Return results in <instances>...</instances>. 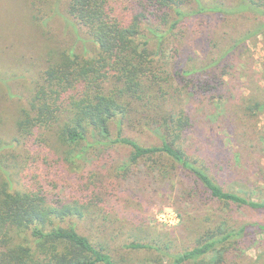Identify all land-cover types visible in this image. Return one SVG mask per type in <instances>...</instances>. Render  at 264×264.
<instances>
[{
    "label": "trees",
    "instance_id": "trees-1",
    "mask_svg": "<svg viewBox=\"0 0 264 264\" xmlns=\"http://www.w3.org/2000/svg\"><path fill=\"white\" fill-rule=\"evenodd\" d=\"M29 1L40 25L52 29L61 18L97 50L78 54V43L56 51L44 46L46 62L31 64L32 85L16 93L17 110L7 129L0 126V264H121L112 255L115 237L101 239L79 230L80 223L99 221L101 190L109 187L99 176L73 179L96 151L114 147L128 148L130 155L110 173L123 174L127 181L142 174L164 181L180 178L178 203H213L224 213L214 226L198 225L189 247L134 239L125 248L158 253L152 264H229V255L254 226L233 223L234 207L264 211V200L226 189L213 168L191 152L187 137L195 123L179 108L182 89L175 82H187L213 65L188 69L172 64L171 43L188 17L205 13L251 12L262 19L254 30L262 34L264 0ZM0 14L8 18L6 6ZM254 106L264 111V103ZM132 131L148 133L158 144L146 145L127 134ZM48 184L72 188L73 200L51 194ZM255 226L264 231V225Z\"/></svg>",
    "mask_w": 264,
    "mask_h": 264
},
{
    "label": "rangeland",
    "instance_id": "rangeland-1",
    "mask_svg": "<svg viewBox=\"0 0 264 264\" xmlns=\"http://www.w3.org/2000/svg\"><path fill=\"white\" fill-rule=\"evenodd\" d=\"M28 1L0 0V7L6 6L8 16L3 20L0 14V126L5 129L20 103L16 93L33 83L31 64L46 62V47L48 51H56L74 48L78 43V54L97 50L90 42L83 43L87 37L82 31L77 34L65 27L61 18L53 22L52 29L40 25ZM222 1L234 4L236 0ZM261 20L251 12L236 16L192 15L171 38L170 59L172 64L176 61L188 69L192 66L207 69L213 65L187 82L183 80L180 85L175 82L182 89L179 108L186 110L195 123L187 137L188 146L213 168L226 189L260 201L264 200V111L258 112L254 105L264 103V33L255 34L254 30ZM78 37L82 41L77 42ZM7 94L14 96L12 100L4 99ZM169 107L173 108V103ZM127 134L137 136L149 146L158 144L148 133ZM129 155L130 149L125 147L98 150L91 163L73 178L88 181L99 176L103 185L109 187L101 190L99 221L80 223L79 230L101 239L115 237L111 250L119 263L152 264L158 257V253L146 249L125 248L134 239L143 243L155 239L164 247L185 248L193 245L198 225L214 226L221 221L224 213L217 204L177 202L183 187L180 178L164 181L142 174L127 181L123 174L110 173L115 163L127 161ZM47 190L68 202L74 198L69 187L53 189L48 184ZM208 214L211 222H206ZM231 214L233 223L254 226L229 255V264H264V231L255 226L264 225V211L234 207Z\"/></svg>",
    "mask_w": 264,
    "mask_h": 264
}]
</instances>
